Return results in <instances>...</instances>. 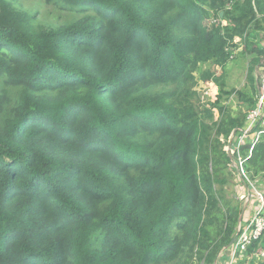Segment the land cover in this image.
<instances>
[{
  "label": "trees",
  "instance_id": "trees-1",
  "mask_svg": "<svg viewBox=\"0 0 264 264\" xmlns=\"http://www.w3.org/2000/svg\"><path fill=\"white\" fill-rule=\"evenodd\" d=\"M42 1L60 11L46 25L0 0V264H216L243 212L226 147L249 111L198 108L195 89L257 53L255 108L264 0ZM242 148L256 183L264 134Z\"/></svg>",
  "mask_w": 264,
  "mask_h": 264
},
{
  "label": "rangeland",
  "instance_id": "rangeland-1",
  "mask_svg": "<svg viewBox=\"0 0 264 264\" xmlns=\"http://www.w3.org/2000/svg\"><path fill=\"white\" fill-rule=\"evenodd\" d=\"M26 8L28 10H32L34 13H37L38 20H44L43 24L46 25V22L53 21L56 17L60 15V11L57 8H51L48 5H45L42 0H25ZM259 49L264 51V45L260 43L258 45ZM254 55H257L254 54ZM251 56L245 55H238L236 54L234 60L227 66L226 69V76H223V83L225 85L222 88L217 87L214 83H200L197 90L199 97L195 102V105L198 108L206 107L210 108V106L216 102L220 101L221 106L226 110V112H230L231 114L238 115L240 114L243 117V114L246 111H249L247 116L250 114V107H243L241 108V104L243 101L241 98L244 96V92L248 91L247 87V70L249 66V62L252 59ZM264 60V57H263ZM264 62V61H263ZM257 78L260 79L262 74L264 73V67L257 68ZM262 79L259 81L258 86L260 88ZM243 113V114H241ZM219 121V114L217 110H215V119L212 123H218ZM237 137L231 139L229 145L226 147L230 156L233 155V149L235 143L237 141ZM230 178V187L227 186L225 189L229 188V195L235 201H243V212L240 218H243L241 223L238 226V230L245 225L255 214L257 201L252 196L246 186H243L237 176L236 171H232L229 174ZM256 184L262 189V193L264 194V174L260 178H257ZM256 180V179H255ZM252 188V187H251ZM254 189V188H252ZM237 199V200H236ZM264 247V246H263ZM231 249V248H230ZM230 249H225L219 255V258L216 264H229V256H230ZM264 251V250H263ZM248 250L242 254L238 263L245 259L248 263L252 260L251 257H247ZM255 255V253H253Z\"/></svg>",
  "mask_w": 264,
  "mask_h": 264
},
{
  "label": "built area",
  "instance_id": "built-area-1",
  "mask_svg": "<svg viewBox=\"0 0 264 264\" xmlns=\"http://www.w3.org/2000/svg\"><path fill=\"white\" fill-rule=\"evenodd\" d=\"M247 120L246 128L241 131V135L235 143L233 155L238 156L235 160V167L242 180L247 182V188L251 197L253 196L256 199L257 207L253 217L238 230L237 238L230 249L229 264H238L242 254L248 250L255 240L261 239L264 235V194L259 186L250 180L245 168L246 160L241 155L243 143H247L251 138L256 144L259 142L261 135L264 134V76L260 84L256 106L250 111Z\"/></svg>",
  "mask_w": 264,
  "mask_h": 264
},
{
  "label": "clouds",
  "instance_id": "clouds-1",
  "mask_svg": "<svg viewBox=\"0 0 264 264\" xmlns=\"http://www.w3.org/2000/svg\"><path fill=\"white\" fill-rule=\"evenodd\" d=\"M252 109H253V108H252ZM252 109H251V110H252ZM251 110H250V111H251ZM247 118H248V116H247ZM247 118H246V125L240 130L239 134H237V135L234 134L233 137H232V139L235 138V137L239 138V136L241 135V131L244 130V129L246 128V126H247V123H248ZM250 141H253V140L250 138Z\"/></svg>",
  "mask_w": 264,
  "mask_h": 264
},
{
  "label": "water",
  "instance_id": "water-1",
  "mask_svg": "<svg viewBox=\"0 0 264 264\" xmlns=\"http://www.w3.org/2000/svg\"><path fill=\"white\" fill-rule=\"evenodd\" d=\"M222 15H223V14H222ZM242 219H243V218H240L239 224L241 223ZM236 238H237V235H236V237L230 242V244L226 247V249H230V248L233 246V244H234Z\"/></svg>",
  "mask_w": 264,
  "mask_h": 264
},
{
  "label": "crops",
  "instance_id": "crops-1",
  "mask_svg": "<svg viewBox=\"0 0 264 264\" xmlns=\"http://www.w3.org/2000/svg\"><path fill=\"white\" fill-rule=\"evenodd\" d=\"M261 43L264 45V32L261 33ZM259 49V47H258ZM260 50V49H259ZM264 61V60H263ZM263 67V66H262ZM247 87L249 89L248 83H247Z\"/></svg>",
  "mask_w": 264,
  "mask_h": 264
}]
</instances>
